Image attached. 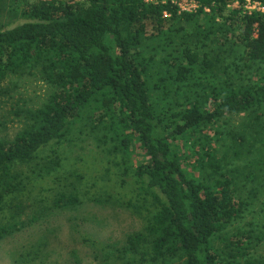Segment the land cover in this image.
I'll return each instance as SVG.
<instances>
[{
  "label": "trees",
  "instance_id": "16d2710c",
  "mask_svg": "<svg viewBox=\"0 0 264 264\" xmlns=\"http://www.w3.org/2000/svg\"><path fill=\"white\" fill-rule=\"evenodd\" d=\"M20 1L31 21L0 27V83L39 65L55 91L30 111L27 127L12 140L0 139V240L25 224L23 203L11 204L23 188L17 167L34 162L50 143L64 141L71 125L88 117L129 161L126 169L146 179L148 191H159H149L155 208L143 230L106 252L101 264H264L249 255V234L222 236L252 204L239 196L240 177L197 179L183 165L181 146L184 135L264 107V74L258 68L264 63V13L231 9V0H198L200 10L182 16L173 5L145 0ZM166 10L171 18H163ZM201 15L223 19L224 27L210 26L201 31L207 42H194L182 22H199ZM220 33L223 44L242 47L244 67H257L249 77L209 71L199 47L208 52ZM52 164L45 166L47 174L59 162ZM78 203L75 195L56 200L61 208ZM227 249L230 256L224 255Z\"/></svg>",
  "mask_w": 264,
  "mask_h": 264
},
{
  "label": "rangeland",
  "instance_id": "374dc122",
  "mask_svg": "<svg viewBox=\"0 0 264 264\" xmlns=\"http://www.w3.org/2000/svg\"><path fill=\"white\" fill-rule=\"evenodd\" d=\"M23 7L20 0H0V27L9 29L31 21L23 16ZM201 16L200 23L182 22L194 42H207L202 30L224 27L223 19ZM223 36L214 38L208 52L199 47L209 61V71L214 69L223 78L249 77L257 67L251 71L244 67L242 47L223 44ZM38 67L13 73L0 83V139L12 140L27 127L30 111L43 106L55 91ZM258 68L264 74V63ZM181 146L183 165L197 179L211 180L222 173L240 177L239 196L252 204L222 236L249 234V255L264 259V107L184 135ZM122 156L103 128L82 117L71 125L64 141L50 143L34 162L18 166L24 174L23 188L11 204L23 203L20 218L25 224L0 240V264H101L106 252L120 248L129 234L143 230L155 208L149 191H159H148L147 180L137 176L135 169H126L129 161ZM136 159L133 155L130 160L135 167ZM57 161L59 165L47 174L45 166L53 167ZM62 194L78 196L79 203L57 207ZM230 254L227 249L224 255Z\"/></svg>",
  "mask_w": 264,
  "mask_h": 264
},
{
  "label": "built area",
  "instance_id": "2783aa9c",
  "mask_svg": "<svg viewBox=\"0 0 264 264\" xmlns=\"http://www.w3.org/2000/svg\"><path fill=\"white\" fill-rule=\"evenodd\" d=\"M148 3H155V4H163V5H173V7L177 10L179 15L188 14V13H197L200 8L201 4L198 0H145ZM235 8L238 10H242L246 14H252L253 12H262L264 13V3L260 1L254 0H246L244 3L236 0L234 5H229V8ZM205 11L209 12L208 8H205ZM164 18H170L171 13L167 10L163 12Z\"/></svg>",
  "mask_w": 264,
  "mask_h": 264
}]
</instances>
